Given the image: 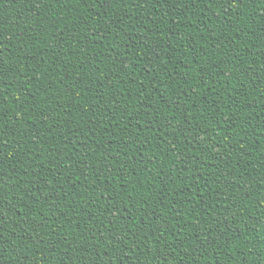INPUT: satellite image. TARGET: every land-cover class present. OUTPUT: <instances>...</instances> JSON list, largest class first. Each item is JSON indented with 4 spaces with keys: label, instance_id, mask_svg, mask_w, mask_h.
<instances>
[{
    "label": "trees",
    "instance_id": "16d2710c",
    "mask_svg": "<svg viewBox=\"0 0 264 264\" xmlns=\"http://www.w3.org/2000/svg\"><path fill=\"white\" fill-rule=\"evenodd\" d=\"M0 264H264V0H0Z\"/></svg>",
    "mask_w": 264,
    "mask_h": 264
}]
</instances>
